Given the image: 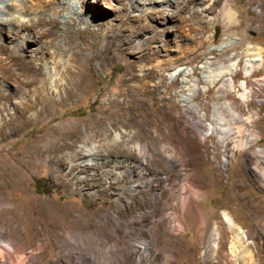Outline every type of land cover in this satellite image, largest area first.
Returning a JSON list of instances; mask_svg holds the SVG:
<instances>
[{
	"label": "rangeland",
	"instance_id": "374dc122",
	"mask_svg": "<svg viewBox=\"0 0 264 264\" xmlns=\"http://www.w3.org/2000/svg\"><path fill=\"white\" fill-rule=\"evenodd\" d=\"M60 1L52 0L51 5ZM127 1L107 2L118 7L119 2L125 5ZM178 1L180 5L170 9L159 0H138L135 5L145 2L150 9L131 11L130 8L119 14L110 10L112 13L107 16L114 26L112 32L105 27L74 23L70 30L85 56H91V61L98 56L104 58L100 67L91 65V77L98 81L94 91L89 92L86 87L66 98L62 90H50L45 94V113L32 118L19 136H5L6 126L0 130V163H3L9 153L25 152L50 126L78 127L98 116L102 132L94 126L71 138L68 142L74 147L65 151V155L80 150L94 152L98 146L104 153V146L114 141L126 147L129 144L122 137L124 134L130 136L131 143L147 144L148 150L142 156H113L110 160L125 165L143 160L145 169L140 172L152 184L157 181L159 194L154 196V202L150 189L125 192L147 179L137 181L136 174L129 175L124 168L118 170V179L103 176L73 194L52 174L45 158L35 164L37 167L29 168L28 178H17L21 181V192L4 189L0 194V239L13 245L28 241L16 231L23 228L21 219L29 213L27 205L31 200L37 204H70L79 208L75 215L82 217L69 219L79 224L57 222L44 227L41 240L48 242L44 251L38 248V238L33 242L34 248L0 250V264H135L138 259L139 264H264V179L255 175L252 155L253 151H264V0H231L232 8L238 11L237 15L241 14L238 20L243 25L229 32L224 30L220 18L213 19L215 15L219 17L226 0ZM204 1L211 2L210 19L201 12ZM104 2L101 0L99 4L102 11ZM123 36L125 40H121ZM64 37L62 34L58 39ZM1 40L5 42L8 38L1 33ZM59 44L74 50V44L69 41ZM129 68L135 78L128 82L132 89L127 95L134 97L118 95L123 89L122 81L129 77L126 73ZM150 73L152 78L147 77ZM223 80L231 95L227 99L221 93ZM252 87L257 93L252 92ZM226 103L240 112L244 122L247 118L251 121L246 123L247 133L254 131L256 136L251 149H233L214 131L223 126L219 112ZM4 104L7 109L3 116L8 119L13 102ZM39 108L41 105L34 110ZM32 113L28 111L24 116L30 118ZM51 116L56 118L50 120ZM155 130L162 135L158 136ZM158 148L165 157H156ZM66 161L70 167L82 159ZM111 166L112 163L103 166L100 173ZM183 195L190 208L176 211L175 205L180 206ZM144 203L150 212L142 219L144 229L139 224L125 227L117 219ZM223 212L246 235L250 257L244 256L243 263L230 253L232 237L222 223ZM160 213L167 216L168 229L161 236L153 230L144 233L152 242L150 252L145 255L127 246L136 243V233L151 227ZM88 215H94L90 222ZM132 215L134 211L129 216ZM177 223L182 226L179 231L175 228ZM31 227L37 231L41 225L35 222ZM214 227L219 229L220 236L218 247L212 250L209 237ZM68 234L78 241V247L62 246L61 240ZM116 243L126 246L108 248Z\"/></svg>",
	"mask_w": 264,
	"mask_h": 264
},
{
	"label": "bare ground",
	"instance_id": "6f19581e",
	"mask_svg": "<svg viewBox=\"0 0 264 264\" xmlns=\"http://www.w3.org/2000/svg\"><path fill=\"white\" fill-rule=\"evenodd\" d=\"M100 1L101 0H61L51 5L52 0H0V35L3 33L5 37L8 38L5 42L3 40L0 41V104L2 105V107H0V130L4 126L8 128V132L5 136H19L28 126L32 118L35 119L37 115L45 113L44 102L47 98H45L46 92L50 90L53 92L62 90L65 97L70 98L76 93L83 91L86 87L89 92L94 91L93 88L96 87L98 81L91 77V70L93 69L91 65L100 67L104 58L98 56L91 61V56L89 58L85 56L84 50L79 48L76 42V36L70 30L74 23L87 26L91 25L99 28L105 27L109 32H112L114 26L110 23L111 18L107 16L108 13H112L110 10L119 14L130 8L131 11H136V9L148 11L150 9L145 2H139V5H135V2L138 0H128L125 5L119 2L120 4L118 7L110 4L111 2L108 4L107 1L109 0H102L105 1L103 3L105 10L102 11L99 7ZM159 2L166 9L177 8L181 3L178 0H159ZM210 4V1L207 3L204 1L201 6V12L206 18L212 16ZM232 7V1L226 0L220 8L219 17L215 15L213 18L221 19L223 28L226 32H229L231 28H238L243 25V22L238 20V16L241 15L240 12L237 15L238 11ZM59 25H62L64 28H59ZM55 29L59 33L55 31ZM62 34L65 35V37L61 40L58 39ZM125 39L124 36L121 37V40ZM62 41L73 43L74 50L70 51L69 49L62 48V44H59ZM127 44H130L129 41ZM86 48L91 51V47L89 48L86 46ZM119 49H123L121 43ZM26 59H28V61ZM130 71V68L126 70L127 76L129 77L122 81L123 89L118 91V95L134 97L133 95H127L132 89L128 82L135 78V75ZM153 73L148 74L147 77L152 78ZM159 86L160 83L155 86L156 90ZM251 89L253 93H257L253 87ZM228 91L227 82L223 80L221 93L224 99L231 97ZM60 98H62V96H60ZM5 101H12L14 106L12 115L9 114L8 119L3 116V111L7 109V106L4 104ZM38 105H41V108H39V111H35L34 109ZM28 111L33 112L30 118L24 116ZM157 112H161V110H157ZM219 113L223 126L216 127L214 131L222 135L221 139L226 144H231V148L233 149H251L252 147L250 145L256 139L255 134H253L254 131L253 133H247L248 129L246 123H251V121L247 118V122H244L241 115H239L240 112L238 113L236 109L231 107L230 103H226V107H222ZM55 118V116H51L50 120H54ZM101 123L102 122H100L97 116L83 122L78 127L59 129L58 127L50 126L44 130V133L38 136V139L34 141L31 146H28L25 152L16 154L9 153L8 157H4L3 163H0V194L4 193V189H10L17 194L21 192L19 188L21 181H18L17 178H26L27 174L31 172L29 168H34L37 162L41 163L43 159L47 158V164H49L52 174H55L58 179L62 180L73 194L80 193L84 188L90 186L94 180H99L103 176L108 179L110 177L118 179L120 177L119 169L124 168L126 169L125 172L129 175L135 173L137 181L147 179L146 182L144 181L146 184L140 182L133 186L134 188L132 190L130 188L125 192L129 194L139 188L150 189L151 197H153L151 200L154 202V196L159 194L157 181L154 180L152 184L150 182L151 179H148L140 172V170L145 169L143 160L126 162V165L119 160H110L113 156L130 157L133 154L142 156L148 150L149 146L147 144H141L139 142L131 143L130 136L124 134L122 137L125 138L126 144H129L126 147L114 141L113 144H108L106 147L104 146L106 154H104L105 152L103 153L101 147L98 146L94 152L80 150L76 151L73 155L70 154L71 156L65 155V151L72 150L74 147V144L69 143L68 140L77 135H83L94 126H98L99 133H101L103 128ZM155 132L158 136L162 135L159 130H155ZM252 155L255 161V175L264 179V151H253ZM86 157L87 159H84ZM156 157H165L160 148L156 150ZM79 159H82L80 163H76L70 167L66 165V160L76 162ZM109 163H112L111 169L109 168V170L100 173L102 167ZM52 166L55 167L53 168ZM89 171L95 172L93 174H88ZM82 173H85V176H80ZM153 176H156L155 172ZM102 191L104 192V189ZM36 204L37 201L33 202L32 200L28 203L27 207L29 208V213L26 217L21 219L22 222L20 225H22L23 228L16 231L21 233L24 239L26 237L28 241L23 244L18 243L13 245L4 240V238H1L0 250L11 251L15 250L17 247L20 249L34 248L33 242L38 238V240H36L39 242L38 248L44 251L48 246V242L43 243L41 240L44 238V227L52 223L55 225L57 222L73 224L75 220L74 222L70 221V218L77 216L78 219H80V217H82L80 214L75 215V213H78L79 208L70 204L51 205L41 202ZM39 205L40 207L38 208ZM190 205L191 204H189L188 200H185L183 195L180 206L179 204L175 205L177 206L176 211L188 210ZM148 208L149 206H145V203L143 205L139 204L138 207H134V215L129 216L133 213L132 211L127 215L120 214L117 219H121L125 227L139 224L140 227L144 229L145 226L141 224L145 215L150 213ZM36 209L39 210L37 211ZM33 212L37 214L34 216ZM93 216L94 215H88L87 221L90 222ZM176 219H179V217H176ZM222 219L225 229L232 237L229 248L230 253L233 252V257L237 262L243 263L244 256L250 257L248 244L245 242L246 235L244 236L242 234L240 228L232 222L227 213H222ZM166 220L167 216L160 213L156 222L153 223L151 227L145 230L142 229L139 233H136L138 234L137 242L133 244L128 243L127 246L134 251L141 250L145 255L148 254L152 242L144 237V233L153 230L161 236V234L168 229L165 227ZM35 222L41 225L40 229L37 231H34L31 227V224ZM75 224H79V222L74 223V225ZM104 224L107 225V222ZM175 226L178 231L182 228L180 223H177ZM9 228L10 227H8V229ZM9 234H11L10 229L7 235ZM219 236V229L214 227L209 237L212 241V250L218 247ZM61 242L62 246L78 247L79 245L78 241L73 239L72 236L70 237L69 234L66 238H63ZM97 244L96 247L100 248V245ZM122 246L126 245L123 243H116L108 248H121ZM135 264H139V259L136 260Z\"/></svg>",
	"mask_w": 264,
	"mask_h": 264
}]
</instances>
